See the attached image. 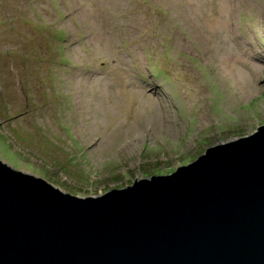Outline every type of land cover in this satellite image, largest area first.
I'll list each match as a JSON object with an SVG mask.
<instances>
[{
	"label": "rangeland",
	"instance_id": "374dc122",
	"mask_svg": "<svg viewBox=\"0 0 264 264\" xmlns=\"http://www.w3.org/2000/svg\"><path fill=\"white\" fill-rule=\"evenodd\" d=\"M9 3L65 31L66 63ZM263 126L264 0H0V161L60 191L168 175Z\"/></svg>",
	"mask_w": 264,
	"mask_h": 264
},
{
	"label": "water",
	"instance_id": "95a60500",
	"mask_svg": "<svg viewBox=\"0 0 264 264\" xmlns=\"http://www.w3.org/2000/svg\"><path fill=\"white\" fill-rule=\"evenodd\" d=\"M0 264H264V126L96 197L0 161Z\"/></svg>",
	"mask_w": 264,
	"mask_h": 264
},
{
	"label": "trees",
	"instance_id": "16d2710c",
	"mask_svg": "<svg viewBox=\"0 0 264 264\" xmlns=\"http://www.w3.org/2000/svg\"><path fill=\"white\" fill-rule=\"evenodd\" d=\"M9 4H10L9 6H8V4H5L3 6V11L5 12V17H7V15L9 14L6 11L5 8L7 7L8 9H12V4L11 3H9ZM14 8H16V10H20L22 13L16 19L15 18L13 19V16L11 14H9V17L6 18L7 23H12L13 24V22H15L17 20H20V21H23L25 24H27L28 26H31V27H32V25L39 26L40 27V29H39L40 31H44V32L49 34V35L48 34L44 35V38L46 39L48 44H50L49 43L50 40H53L52 42L59 44V47H57V52L59 53L60 60L63 63H66L67 57H66V55L64 56V53H63V51H64L63 44H64V41H65L64 40L65 31H63L62 29L54 27L51 23L45 24L41 18L36 17V20H34L32 18L29 19V18L25 17L26 11L23 10L20 5L17 6V7L14 6L13 9ZM30 9L32 11H35L33 6L30 7ZM1 22H3V21H1ZM51 28H52V31H51Z\"/></svg>",
	"mask_w": 264,
	"mask_h": 264
}]
</instances>
